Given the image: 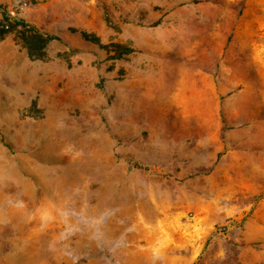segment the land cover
Segmentation results:
<instances>
[{
    "label": "rangeland",
    "instance_id": "obj_1",
    "mask_svg": "<svg viewBox=\"0 0 264 264\" xmlns=\"http://www.w3.org/2000/svg\"><path fill=\"white\" fill-rule=\"evenodd\" d=\"M0 8V264H264V0Z\"/></svg>",
    "mask_w": 264,
    "mask_h": 264
},
{
    "label": "trees",
    "instance_id": "obj_2",
    "mask_svg": "<svg viewBox=\"0 0 264 264\" xmlns=\"http://www.w3.org/2000/svg\"><path fill=\"white\" fill-rule=\"evenodd\" d=\"M0 9H2V8H0ZM3 18L7 22H9V20H10L9 17H8V14H7V12L5 10H3ZM16 24L19 25V26H23V27H30V25L27 24L24 20H18L16 22ZM45 36H46V38L48 40H59V38H57L55 36H52V35H45Z\"/></svg>",
    "mask_w": 264,
    "mask_h": 264
}]
</instances>
